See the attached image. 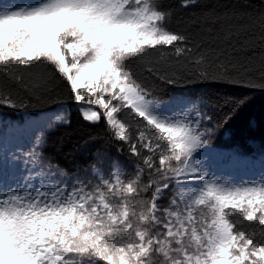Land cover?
<instances>
[{"label":"snow or ice","instance_id":"obj_1","mask_svg":"<svg viewBox=\"0 0 264 264\" xmlns=\"http://www.w3.org/2000/svg\"><path fill=\"white\" fill-rule=\"evenodd\" d=\"M260 9L205 4L172 28L164 0H0V107L59 104L0 119V264H264V154L217 151L220 124L192 91H264ZM225 103L238 113L247 98ZM71 107L131 174L115 161L70 176L45 157ZM221 165L259 172L236 181Z\"/></svg>","mask_w":264,"mask_h":264},{"label":"trees","instance_id":"obj_2","mask_svg":"<svg viewBox=\"0 0 264 264\" xmlns=\"http://www.w3.org/2000/svg\"><path fill=\"white\" fill-rule=\"evenodd\" d=\"M164 2L172 9L168 26L174 28L193 13H199L205 4L213 8L227 6L241 13H253L261 10L260 6L264 0H198L199 6L188 8H180L179 0H164ZM192 91L210 102L208 111L213 115V123L220 124L215 135L216 143L233 150L248 148L264 150V91L225 85H198L193 86ZM241 96L247 98V103L237 113L232 109V105L226 104L225 101ZM58 109L57 103L45 105L44 108L21 110L0 107V116L11 120H27ZM68 111L71 125L57 127L47 134L44 145L46 158L67 169L70 176L75 173L82 174L100 158L116 161L119 158L124 159L108 142V136L102 125L90 127L80 121L74 107L69 108ZM229 115H231L230 119Z\"/></svg>","mask_w":264,"mask_h":264},{"label":"rangeland","instance_id":"obj_3","mask_svg":"<svg viewBox=\"0 0 264 264\" xmlns=\"http://www.w3.org/2000/svg\"><path fill=\"white\" fill-rule=\"evenodd\" d=\"M54 112V111H52ZM52 112H49L47 114H45L44 116L38 117V118H32V119H27V120H22V119H18V120H9L5 117H0V119H3L5 121H16V122H20V121H24V122H31V121H43L45 119H47L48 116H50L52 114ZM213 146L216 148L217 151H237L240 152L242 154L247 155L250 159H258L262 154H264V150H254V149H241V150H233L231 148H226L224 146L219 145L218 143H216L215 141V137L213 139ZM120 154V153H118ZM116 160H109V159H105V158H100L96 161L95 165L98 169H100L105 175H107L111 169H110V165L115 162ZM123 168V170L126 173L131 174L133 169L129 166V164L124 160L119 158L118 160ZM217 171L223 173L225 176H231L232 179L239 181L242 178H252L255 177L258 172H259V166L257 165L256 167H252V166H244V165H240L237 167H227L224 165L219 166V168L217 169ZM82 178H86V179H92V173H91V168L87 169L85 172H83L82 174H79ZM171 193H167L165 195V198L163 200L160 201V203L163 206H167L168 203V199L170 197Z\"/></svg>","mask_w":264,"mask_h":264}]
</instances>
